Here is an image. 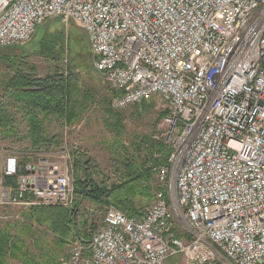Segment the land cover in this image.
Returning a JSON list of instances; mask_svg holds the SVG:
<instances>
[{"label": "built area", "instance_id": "built-area-1", "mask_svg": "<svg viewBox=\"0 0 264 264\" xmlns=\"http://www.w3.org/2000/svg\"><path fill=\"white\" fill-rule=\"evenodd\" d=\"M51 19L85 34L113 111L156 97L171 149L146 162L157 190L127 217L107 208L59 264H264V0H0V50ZM2 204L71 208L67 173L5 160ZM179 227L180 231L176 229Z\"/></svg>", "mask_w": 264, "mask_h": 264}, {"label": "rangeland", "instance_id": "rangeland-1", "mask_svg": "<svg viewBox=\"0 0 264 264\" xmlns=\"http://www.w3.org/2000/svg\"><path fill=\"white\" fill-rule=\"evenodd\" d=\"M16 74L40 79L62 75L63 81H60L63 83L62 89L66 93L68 103L78 113V122L68 126L62 120L50 116L49 121L43 125L45 134L58 137L61 140V148L43 151L31 149L27 139V125L21 115L16 116L17 133L13 137H8L0 132V199L5 192V189L2 190L5 186L3 170L8 156H16L21 161L28 160L35 164L41 159L47 160L52 165H57L59 172L67 173L72 180L70 151L75 148L85 157L92 159L98 171H103L108 176V184H111L116 181L113 176L112 154L109 150L114 141L120 140L129 154L133 153L136 146L140 147L142 150L140 158L143 160L146 141L154 135L161 138L166 131L160 116L165 108L156 97L120 112L111 109V95L106 88V81L93 70L87 38L73 23L65 24L60 19H51L40 26L24 45L0 50V90L2 83ZM63 101L65 103L64 99ZM95 178L98 182L101 181V177ZM148 186L153 196L157 190L153 177L149 179ZM81 206L83 213L77 223L88 217L95 227L102 224L105 210L114 208L86 201H82ZM148 206L134 217L140 216ZM5 207L8 209H2L0 216L9 217L16 214L19 216L14 222L8 220L6 228L12 227L9 226L10 223L16 225L25 222L28 211ZM176 229L180 231L179 227ZM67 251L68 247L60 257L65 256ZM10 262L20 264L16 260Z\"/></svg>", "mask_w": 264, "mask_h": 264}, {"label": "trees", "instance_id": "trees-1", "mask_svg": "<svg viewBox=\"0 0 264 264\" xmlns=\"http://www.w3.org/2000/svg\"><path fill=\"white\" fill-rule=\"evenodd\" d=\"M61 76L40 79L16 74L3 82L0 90L1 134L13 137L17 133L15 117L21 115L28 128L27 139L31 149L49 151L61 148V140L56 136H47L43 127L50 116L62 120L68 126L78 122V113L70 106L62 89ZM166 115L165 110L160 116L163 119ZM109 150L116 179L111 184L107 182L108 176L98 171L92 159L75 148L70 151L75 190L73 205L71 208L31 207L24 223H10L12 227L6 226L0 230V264H10L11 260L20 264H59L60 255L71 242L88 241L96 229L88 217L77 223L83 213L82 201L113 206L127 217H134L150 205L153 196L148 181L153 176L146 169V162L154 155H159L156 164H164L171 149L151 138L146 141L144 156L147 158L143 160L140 158V147L136 146L133 153L129 154L120 140L114 141ZM96 176L101 177L100 182ZM3 180L6 186H15L16 177H4ZM12 228L15 229L14 233H11Z\"/></svg>", "mask_w": 264, "mask_h": 264}, {"label": "crops", "instance_id": "crops-1", "mask_svg": "<svg viewBox=\"0 0 264 264\" xmlns=\"http://www.w3.org/2000/svg\"><path fill=\"white\" fill-rule=\"evenodd\" d=\"M106 88L108 89L107 84H106ZM110 95H111L110 97L112 98V97L116 96L117 93L110 91ZM111 98H110V100H111ZM17 159H18L19 164H32L35 167L36 174L39 175V176L44 175L45 172L48 169H50V167H57V165H52L47 160H42L41 159V160L38 161V164H35L32 161H28V160L21 161L18 157H17ZM11 187H15V186H13V185L6 186L5 185V186H3L2 190H4V189L6 190L7 188H11ZM5 206L15 207V208L20 209L21 211H28V209H29V208H23V207H18V206L5 205V204H2L1 201H0V209H1L0 211H2V209L7 210L8 208L5 207ZM16 219H19L18 214H16L15 216L12 215V216H9V217L8 216H5V215L4 216H0V230H2L3 228H5L7 226V221L8 220L14 222ZM11 224L13 225V223H11ZM14 231H15V229L12 228L11 229V233H14Z\"/></svg>", "mask_w": 264, "mask_h": 264}]
</instances>
